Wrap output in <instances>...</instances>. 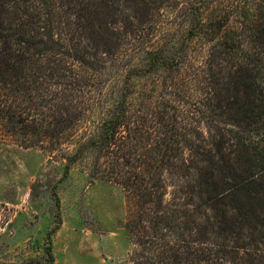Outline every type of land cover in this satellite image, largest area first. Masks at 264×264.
Returning a JSON list of instances; mask_svg holds the SVG:
<instances>
[{
  "label": "trees",
  "instance_id": "obj_1",
  "mask_svg": "<svg viewBox=\"0 0 264 264\" xmlns=\"http://www.w3.org/2000/svg\"><path fill=\"white\" fill-rule=\"evenodd\" d=\"M166 2L0 0V132L123 189L131 264H264V0H179L173 44Z\"/></svg>",
  "mask_w": 264,
  "mask_h": 264
},
{
  "label": "rangeland",
  "instance_id": "obj_2",
  "mask_svg": "<svg viewBox=\"0 0 264 264\" xmlns=\"http://www.w3.org/2000/svg\"><path fill=\"white\" fill-rule=\"evenodd\" d=\"M175 2L164 4L158 20L172 44L188 27ZM135 51L121 65L108 63L109 91L125 86L128 71L141 66L144 54ZM131 83L130 89L141 91L147 77ZM88 167L78 162L65 175L64 165L48 153L20 147L0 132V264H44L50 242L52 264H131L124 191L93 178Z\"/></svg>",
  "mask_w": 264,
  "mask_h": 264
}]
</instances>
